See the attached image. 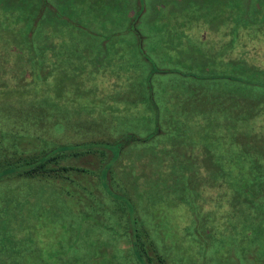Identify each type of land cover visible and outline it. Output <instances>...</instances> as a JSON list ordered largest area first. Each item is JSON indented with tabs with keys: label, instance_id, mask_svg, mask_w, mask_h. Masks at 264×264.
Wrapping results in <instances>:
<instances>
[{
	"label": "rangeland",
	"instance_id": "rangeland-1",
	"mask_svg": "<svg viewBox=\"0 0 264 264\" xmlns=\"http://www.w3.org/2000/svg\"><path fill=\"white\" fill-rule=\"evenodd\" d=\"M174 3L0 0V264H264V54Z\"/></svg>",
	"mask_w": 264,
	"mask_h": 264
},
{
	"label": "crops",
	"instance_id": "crops-1",
	"mask_svg": "<svg viewBox=\"0 0 264 264\" xmlns=\"http://www.w3.org/2000/svg\"><path fill=\"white\" fill-rule=\"evenodd\" d=\"M175 1L177 4L174 3V5L180 7L188 5L189 7H192L189 9H194V12L190 13L189 24H187L185 16L178 17V19L175 18L173 21L163 20L162 31L164 33H168L171 36H176L179 38L195 39L197 37L205 38L204 34H211V31L215 33L220 32L222 34H225L223 37H220L224 41H220V38H210L212 39L213 43L210 44L209 48L220 50L217 54H222L223 52H225L221 51V48H225V46L229 48V46L238 45L240 41H243L244 44L246 41H249L250 43H248L247 45L245 44L249 49H254L259 54H264L261 51L257 50V48L264 49V42L258 43L257 41V39H264V0H187L186 2H184V0ZM223 6L229 9V17L235 19V21L230 22L229 18H227L220 22L216 14L217 10L211 9L212 7ZM250 6L253 8V17L245 14V9ZM231 13L235 15H230ZM244 14L246 16L243 18ZM213 15H215V18L219 20L218 22L211 21V19L214 18L212 17ZM205 22H207V24H205ZM248 23L250 24L248 25ZM250 28L254 29V31L258 33V35H254L253 39L251 40H249L245 35L249 30H251ZM228 33H232L233 37H230ZM228 52L229 49L225 53L229 54ZM242 53L246 54L244 51Z\"/></svg>",
	"mask_w": 264,
	"mask_h": 264
},
{
	"label": "trees",
	"instance_id": "trees-1",
	"mask_svg": "<svg viewBox=\"0 0 264 264\" xmlns=\"http://www.w3.org/2000/svg\"><path fill=\"white\" fill-rule=\"evenodd\" d=\"M21 157H23L22 159L28 158V159H25L23 162V164L26 167L22 168L18 172H14V173H17L18 175H21V176H33V175H35V176H47L50 174L56 175V174H60L63 171L76 169V168H72L70 166H59V165H57L56 153H53L52 156H50V157H45L44 153H43V154H41V156L38 157L37 160H36V156L35 157H33V156L29 157V155H25V156H21ZM4 164L6 167V164H8V163L5 161ZM11 167L16 168V166H11ZM13 170L14 169L9 170V173H12ZM134 245H135L134 250L136 251L137 256L138 257L143 256V264H150V258L147 257L143 251L139 252L140 250H142V247L138 246L139 244H136V243ZM153 259H155L154 264H164L162 258L159 255H154Z\"/></svg>",
	"mask_w": 264,
	"mask_h": 264
}]
</instances>
